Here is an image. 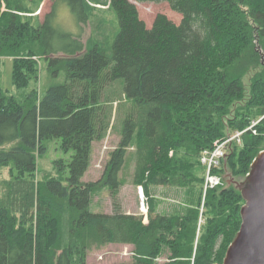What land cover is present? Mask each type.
<instances>
[{"label":"trees","instance_id":"1","mask_svg":"<svg viewBox=\"0 0 264 264\" xmlns=\"http://www.w3.org/2000/svg\"><path fill=\"white\" fill-rule=\"evenodd\" d=\"M139 1L166 2L181 21L160 14L148 29L129 0H56L41 21L42 0H0V59L12 61L17 90L0 84V169L10 167L0 182V264H89L90 250L112 244L133 247L131 264H158L164 254L163 264L223 263L244 205L231 180L245 179L264 151V0ZM60 3L76 15L79 35L53 27ZM99 8L116 15L118 32ZM35 59L64 82L40 95ZM254 121L256 134H243L216 172L231 183L206 193L195 245L201 154ZM109 132L118 146L102 178L84 182L93 146ZM51 141L66 159L53 162L56 178L39 180L38 158ZM129 150L147 199L153 186L198 188L194 207L161 215L151 201L146 223L117 205L111 214L91 212L94 190L117 198Z\"/></svg>","mask_w":264,"mask_h":264},{"label":"rangeland","instance_id":"2","mask_svg":"<svg viewBox=\"0 0 264 264\" xmlns=\"http://www.w3.org/2000/svg\"><path fill=\"white\" fill-rule=\"evenodd\" d=\"M56 0H42L39 11L36 13L41 19L51 11V6ZM132 2L138 12L140 18L145 22L148 29L152 28L153 22L157 15H165L172 22L179 24L181 16L174 12L168 3L162 2L159 4L155 3H146L140 2L139 0H129ZM100 9V8H99ZM106 9V8H104ZM100 15H103L104 11L102 8L100 10ZM103 12V13H102ZM106 13V12H105ZM103 17L108 22V26H114L115 31L118 32V23L116 15L113 12H108L103 15ZM53 27L60 32L79 35L80 28L77 24V17L74 15L70 8L64 4L60 3L56 9L55 18L53 21ZM91 33L90 26H86L82 33V40L85 42L89 39ZM115 33V32H114ZM115 36V35H113ZM111 37L110 43L114 40V37ZM4 58L0 59V84L1 88L10 94L16 95L15 87L13 85L12 73H13V63L9 59ZM38 70H39V79H38V88L40 95L44 94L51 86L61 85L64 82V74L58 73L54 74L48 68V64L44 61H39L35 59ZM244 83L247 84V78L244 79ZM19 98V94L17 95ZM257 121H254L250 124V127L254 125ZM255 126L252 128L254 131ZM239 131L233 132L236 134ZM255 132V131H254ZM256 133V132H255ZM119 135L117 132H109L107 138L101 142L95 143L93 146V155L91 159V164L88 169V173L85 175L84 179L93 183L104 173V168L108 162L109 154L116 149L119 143ZM242 136L240 138L241 145ZM217 140L214 142L213 146L220 142ZM240 146L238 144H234ZM10 146H6L5 149H9ZM133 150V149H132ZM132 150H129L127 155L126 164L119 175V180L121 186L119 189V194L117 198L113 199L110 196L107 189L94 190L90 197V211L93 213H101L107 211L110 214L114 212L115 206H119L122 213L132 214L137 216H146L148 204L153 201L156 206V211L161 215H178L185 212L188 208L194 207L191 204V199H194V202L200 197L198 188H194L189 195L187 189H180L174 187H151L150 188V197L147 199L141 186L134 184L135 177V160L132 156ZM229 151V150H228ZM227 151V152H228ZM66 159V156L60 150L59 143L56 141H51L48 144L47 152L43 157L38 158L37 164V178L39 180H44L47 178H56L57 173L54 169L53 162L59 158ZM9 168L5 167L0 169V182L10 178ZM226 168V167H224ZM227 170V168H226ZM223 183H227L229 178L226 179V176L222 174L221 176ZM234 179V181H233ZM231 181L235 183H243L244 178L242 176H236ZM230 186L229 184H227ZM234 185V186H235ZM197 187V186H196ZM0 194H2L0 187ZM1 196V195H0ZM201 205H200V219L197 229L196 241L199 234V229H202V226L205 225L206 213L204 209V203L206 195L202 191L201 195ZM196 205V204H195ZM145 220V219H144ZM221 241L218 242L217 249H219ZM132 251L133 247L130 245H118L112 244L106 247H99L92 249L88 252L87 262L89 264H131L132 263ZM168 255H163L158 259V264H163L166 261Z\"/></svg>","mask_w":264,"mask_h":264},{"label":"water","instance_id":"3","mask_svg":"<svg viewBox=\"0 0 264 264\" xmlns=\"http://www.w3.org/2000/svg\"><path fill=\"white\" fill-rule=\"evenodd\" d=\"M237 187L244 200L241 226L222 264H264V151L257 155L244 182Z\"/></svg>","mask_w":264,"mask_h":264},{"label":"built area","instance_id":"4","mask_svg":"<svg viewBox=\"0 0 264 264\" xmlns=\"http://www.w3.org/2000/svg\"><path fill=\"white\" fill-rule=\"evenodd\" d=\"M258 122L244 131L232 134L229 137L216 143L211 150L204 151L200 157V163L206 168L203 191L206 194L207 191L213 190L222 185V179L216 172H218L223 166V160L226 157V153L231 145H240V138L247 131H252V128L257 125ZM256 134L254 131H252Z\"/></svg>","mask_w":264,"mask_h":264},{"label":"crops","instance_id":"5","mask_svg":"<svg viewBox=\"0 0 264 264\" xmlns=\"http://www.w3.org/2000/svg\"><path fill=\"white\" fill-rule=\"evenodd\" d=\"M180 21H181V19H180ZM87 173H88V172H87ZM101 178H102V177H100L99 179H97L95 182L99 181ZM83 181H84V182H87L84 178H83ZM95 182H93V183H95ZM87 183H89V182H87ZM101 213L110 214V213L107 212V211H103V212H101ZM129 215H131V214H129Z\"/></svg>","mask_w":264,"mask_h":264}]
</instances>
